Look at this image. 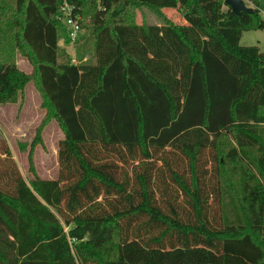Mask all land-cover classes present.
<instances>
[{"label": "trees", "instance_id": "1", "mask_svg": "<svg viewBox=\"0 0 264 264\" xmlns=\"http://www.w3.org/2000/svg\"><path fill=\"white\" fill-rule=\"evenodd\" d=\"M243 1L0 0V105L31 80L45 113L30 177L0 137V264H264V57L240 45L264 20ZM64 2L87 31L76 64ZM50 121L51 180L33 164Z\"/></svg>", "mask_w": 264, "mask_h": 264}, {"label": "rangeland", "instance_id": "2", "mask_svg": "<svg viewBox=\"0 0 264 264\" xmlns=\"http://www.w3.org/2000/svg\"><path fill=\"white\" fill-rule=\"evenodd\" d=\"M246 6L250 7L249 4ZM258 9L263 20L264 0H259ZM166 17L175 24L182 22L176 11L167 10ZM135 22L138 25H162L161 20L145 9L136 13ZM81 34L85 38L87 31L84 30ZM240 45L257 46L259 51L264 53V29L243 32ZM90 51L82 52V63L89 62ZM15 61L23 73L31 74L32 67L21 56L18 55ZM40 103L41 99L30 80L15 103L0 105V137L7 143L13 160L25 178L30 177L27 162L30 146L35 138L36 130L45 116L44 111L40 108ZM62 137L63 135L54 121H50L42 129L41 143L35 145L33 153V164L39 177L50 180L56 177L58 170L57 146Z\"/></svg>", "mask_w": 264, "mask_h": 264}, {"label": "built area", "instance_id": "3", "mask_svg": "<svg viewBox=\"0 0 264 264\" xmlns=\"http://www.w3.org/2000/svg\"><path fill=\"white\" fill-rule=\"evenodd\" d=\"M80 10L81 8L79 6H71L64 2L61 7V18L59 19L65 28L66 37L60 38L58 45L67 50V52L69 50L73 64L77 63L76 50L82 33L80 26L81 16L77 14V11Z\"/></svg>", "mask_w": 264, "mask_h": 264}, {"label": "water", "instance_id": "4", "mask_svg": "<svg viewBox=\"0 0 264 264\" xmlns=\"http://www.w3.org/2000/svg\"><path fill=\"white\" fill-rule=\"evenodd\" d=\"M224 5L238 17L241 16V14L252 13V9L248 8L243 0H224Z\"/></svg>", "mask_w": 264, "mask_h": 264}, {"label": "crops", "instance_id": "5", "mask_svg": "<svg viewBox=\"0 0 264 264\" xmlns=\"http://www.w3.org/2000/svg\"><path fill=\"white\" fill-rule=\"evenodd\" d=\"M166 11H167V10H164V11H163V13H164L165 16H166ZM170 11H175V10H170ZM176 13H177V12H176ZM179 19H180V18H179ZM181 21H182V20H181ZM182 22H183V21H182ZM182 22L179 23V25H183L184 22H183V23H182ZM259 57H260V58L264 57V53H261V52L259 51Z\"/></svg>", "mask_w": 264, "mask_h": 264}]
</instances>
